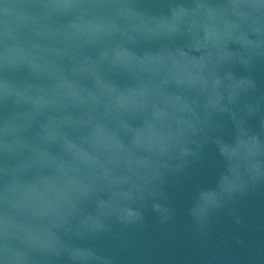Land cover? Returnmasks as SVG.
Masks as SVG:
<instances>
[{
    "label": "clouds",
    "instance_id": "obj_1",
    "mask_svg": "<svg viewBox=\"0 0 264 264\" xmlns=\"http://www.w3.org/2000/svg\"><path fill=\"white\" fill-rule=\"evenodd\" d=\"M166 2V13L152 14L140 9L139 0H19L22 20L9 24L17 5L0 0V106L15 108L0 118V264H54L64 257L80 264L78 253L97 252L75 241L111 236L116 226L141 227L148 211L161 224L170 223L173 210L163 202V185L199 161L209 142L225 161V175L233 159L222 143L237 150L242 165L246 139L264 145V93L253 76L264 64V0ZM194 42L199 46L190 51ZM184 54L200 62L198 79L190 78ZM20 73L26 78L16 79ZM98 82L113 94L102 92ZM89 93L95 102H86ZM130 93L139 94L138 102L121 103ZM219 117L232 122L231 141L220 135ZM255 118L260 134L249 127ZM97 128L105 140L97 138ZM145 163L147 182L116 183L117 177L143 173ZM61 168L78 182L72 195L79 214L57 224L59 209L41 217L33 194L48 180L68 185ZM223 177L218 190L198 193L191 210L198 225L248 193L224 191ZM249 182L264 184V172L250 169ZM209 193L218 199L208 217L194 216ZM110 204L98 224L83 234L75 231L85 216H97ZM104 264L113 261L104 257Z\"/></svg>",
    "mask_w": 264,
    "mask_h": 264
},
{
    "label": "water",
    "instance_id": "obj_2",
    "mask_svg": "<svg viewBox=\"0 0 264 264\" xmlns=\"http://www.w3.org/2000/svg\"><path fill=\"white\" fill-rule=\"evenodd\" d=\"M17 5L16 14L7 20L9 24L21 22L24 5L19 0H12ZM69 3L70 0H61ZM141 10L152 14H164L168 11L166 0H139ZM5 24V17L0 9V30ZM199 46L198 42L189 45L190 51ZM183 63L189 67L190 78H199V70L195 66L200 62L194 61L190 54H184ZM238 75L243 74L240 69H235ZM253 76L257 82L260 93H264V64L256 67ZM16 79H25L26 74L20 73ZM70 86V85H68ZM98 88L106 93L113 94V90L98 82ZM138 93H130L120 98L123 104L138 102ZM94 94L89 93L86 102H95ZM169 103H178L175 98H170ZM15 111L14 106H0V118L10 115ZM224 127L220 135L225 141L234 137L232 122L227 117H219ZM249 127L257 134L261 133L258 118L249 119ZM55 135L54 130L51 131ZM96 136L99 140L107 138L102 128H97ZM264 139V134L261 135ZM159 139V137H156ZM113 148L120 150V146L113 142ZM83 159H88L87 154L76 146L69 145ZM221 147L226 157L233 159L230 174L227 173L225 161L219 154L215 144L209 142L202 150L199 161L192 162L184 172L167 177L163 190L166 200L163 202L173 210V219L168 224H161L155 213H145L144 225L138 228L121 229L116 226L111 236L93 238L87 241H75L83 247L96 250L94 255L89 252H80V264H104V257L110 258L113 264H264V184L249 182V170L264 172V145L255 140L246 139L242 150L247 155V160L242 165L236 149L228 143ZM50 164L55 163L51 158L45 157ZM144 172L140 175L117 177L116 183H144L150 178V169L145 163L141 166ZM68 185L53 180L44 182V187L34 192L33 199L39 205V215L46 217L54 214L59 209L60 219L57 224L68 217L79 214L76 200L72 195L73 188L78 184L66 168L60 169ZM225 175V176H224ZM224 176V177H223ZM223 177L222 189H245L247 194L236 196L227 201L224 206L214 210L209 215L212 203L217 201L218 194L209 193L205 201L194 209V216L206 219L198 225L191 215L195 206L198 193L201 190H218ZM114 205H106L97 216H85L75 226V231L83 234L90 227L99 222L100 215L109 212ZM89 210H92L91 208ZM237 218L240 223H237ZM50 238L55 239L52 233ZM242 242V243H241ZM54 264H71L67 257L61 258Z\"/></svg>",
    "mask_w": 264,
    "mask_h": 264
}]
</instances>
